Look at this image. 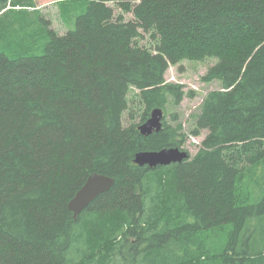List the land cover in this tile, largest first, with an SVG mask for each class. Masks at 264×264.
<instances>
[{
	"label": "trees",
	"instance_id": "trees-1",
	"mask_svg": "<svg viewBox=\"0 0 264 264\" xmlns=\"http://www.w3.org/2000/svg\"><path fill=\"white\" fill-rule=\"evenodd\" d=\"M86 1L62 34L36 0H0V264H264V0ZM186 58L217 59L203 80L221 89L191 131L208 134L192 158L140 166L187 135L125 126L128 91L142 123L166 113L186 95L166 72ZM239 144L243 161L228 156ZM95 172L115 184L76 219Z\"/></svg>",
	"mask_w": 264,
	"mask_h": 264
},
{
	"label": "rangeland",
	"instance_id": "rangeland-1",
	"mask_svg": "<svg viewBox=\"0 0 264 264\" xmlns=\"http://www.w3.org/2000/svg\"><path fill=\"white\" fill-rule=\"evenodd\" d=\"M64 3L61 0H36L38 7L53 22L54 26L60 33H65L68 27L75 28L76 17L87 9V1H70ZM115 9L116 16L125 15L127 20L134 18L133 14L124 12L117 3H109ZM142 35L137 38L140 45L149 49L156 50L159 39L155 35V31L145 32L141 30ZM217 62V59L207 58L206 60L182 59L180 62L170 64L166 72L168 82L180 83L184 85L186 95L178 106H171L165 113L164 121L177 127L179 123L183 125V132L186 133L187 139L183 148L188 150L190 157H194L202 147V143L208 134L207 130H202L199 135L192 134L194 129L193 120L202 106V103L210 91L221 89L218 81L205 82L204 76L208 69ZM194 93V94H192ZM127 107L123 112V123L125 126L132 124H141L142 115L145 110V103L141 97V90L135 86H131L127 97ZM165 112V111H164ZM150 117V116H149ZM239 144L234 149L228 151L231 159L243 161L250 151ZM259 151V149H257Z\"/></svg>",
	"mask_w": 264,
	"mask_h": 264
},
{
	"label": "water",
	"instance_id": "water-1",
	"mask_svg": "<svg viewBox=\"0 0 264 264\" xmlns=\"http://www.w3.org/2000/svg\"><path fill=\"white\" fill-rule=\"evenodd\" d=\"M165 112L162 107L154 108L150 117L141 123L138 128L141 134L148 136L154 132H160L164 127ZM190 158V153L183 147H165L159 150L139 151L135 156V162L140 166L157 167L181 163ZM115 178L103 173H92L84 185L69 202V209L78 216L100 195L112 189Z\"/></svg>",
	"mask_w": 264,
	"mask_h": 264
},
{
	"label": "bare ground",
	"instance_id": "bare-ground-1",
	"mask_svg": "<svg viewBox=\"0 0 264 264\" xmlns=\"http://www.w3.org/2000/svg\"><path fill=\"white\" fill-rule=\"evenodd\" d=\"M46 46V45H45Z\"/></svg>",
	"mask_w": 264,
	"mask_h": 264
}]
</instances>
